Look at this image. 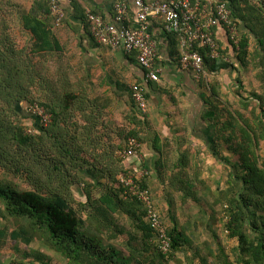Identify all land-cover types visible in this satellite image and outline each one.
<instances>
[{
    "label": "trees",
    "instance_id": "trees-1",
    "mask_svg": "<svg viewBox=\"0 0 264 264\" xmlns=\"http://www.w3.org/2000/svg\"><path fill=\"white\" fill-rule=\"evenodd\" d=\"M51 1L36 0L27 12L12 0H0V203L7 218L28 222L13 232L11 238L27 245L37 240L45 250L62 256L68 264H169L172 256L187 247L186 234L174 218L171 227L165 225L172 243L170 253L164 255L154 243L156 236L147 221L146 206L120 181L121 174L133 175L137 185L149 190L155 202L149 174L143 176L126 167V161L118 155L127 149L130 138L140 143L147 141L140 135L143 121L138 112H133L130 123L139 131L123 129L118 132L119 141L114 142L101 129L105 119L99 111L102 105L98 100L72 90L66 74L62 78L50 75V65H60L63 52L55 31L56 20L50 10ZM229 1L233 19L244 22L249 32L241 30L239 51H232L231 55L222 51L218 59L205 57L206 78L235 69L237 61L247 64L251 34L264 46V28L254 26H264V14L258 15L252 5L242 8V0ZM65 21L66 18L63 23ZM85 22L94 41L87 16ZM165 36L170 43V58L177 64L182 53L179 38L177 35ZM206 78L200 79L201 85L207 84ZM209 86L215 101L212 106L218 105L221 99L227 101V97L221 98L215 81ZM124 91L131 106L136 108L130 89ZM25 105L27 108L23 107ZM34 105L44 108L52 116L47 127L41 124L29 127L26 118H35L29 113ZM212 106L204 115L212 120L220 133V111ZM233 116L229 113L226 124L231 130L227 146L231 155L239 158L245 175L238 174L237 181L233 176V182L241 183L242 187L228 191L226 228L232 237L238 238L240 254L249 256L250 263L257 264L258 259L264 260V216L259 215L264 213V157L260 156L264 155L261 145L264 115L254 122L256 128L240 114V122ZM102 130L104 132L100 133ZM217 142L218 148L220 138ZM167 146L158 142L153 145L161 153L155 175L160 182L164 181L162 176L166 178L168 172L174 171L168 177L172 180L169 186L173 188L177 184L183 185L188 174L186 170L176 173V169L183 166L181 159L170 171L173 162L167 149L164 150ZM214 156L219 160V152ZM84 170L95 172L92 182ZM173 176L175 178L170 179ZM198 178L200 176L196 174ZM76 188L86 201L76 200ZM120 219L132 220L134 229L142 233L139 246L135 245L130 230ZM123 234L130 238L126 243L128 257L114 246L106 245L102 239L106 235L115 239ZM47 258L51 259V256ZM44 262L48 264L49 261Z\"/></svg>",
    "mask_w": 264,
    "mask_h": 264
},
{
    "label": "crops",
    "instance_id": "crops-1",
    "mask_svg": "<svg viewBox=\"0 0 264 264\" xmlns=\"http://www.w3.org/2000/svg\"><path fill=\"white\" fill-rule=\"evenodd\" d=\"M12 1L29 12L36 0ZM57 1L65 11L66 21L55 28L63 52L60 54V65H50V75L62 78L66 74L72 90L98 100L99 105H102L99 111L105 119L101 129L114 142L119 141L118 132L123 129L139 131L136 125L130 123L133 112L138 111L131 106L125 88L130 89L133 84L145 87L148 111L145 116L139 112L137 114L143 121L140 135L147 138V141L142 142L140 157L127 160L125 166L133 171H148L155 202L161 199L158 190L162 185L155 175L161 153L153 147L154 143L169 145L164 150L167 149L173 162L170 163V171L175 168V164H179L180 159L183 161L182 168L176 169V173L187 171L188 179L185 178L186 182L182 186L188 196L179 201L177 218L166 216L169 222L175 218L188 238V245L172 256L169 264H255L250 263L249 256L240 254L238 238L232 237L226 228L229 220L225 206L227 190L241 188V183L233 182V176L237 181L238 174L245 175L239 158L231 155L228 150L231 130H228L226 124L229 113H233L236 121L240 122V114L256 128L254 122L264 115V46L258 38L250 35L247 64L237 61L235 69L206 78L209 84L201 85L192 71L179 69L178 63L170 58V43L162 33L160 24L154 23L153 34L157 41L158 65L162 74L158 82L145 83V71L135 56L127 55L122 49L100 46L87 32V13L94 12L107 22H112L114 4L119 0ZM247 5L254 6L258 15L264 14V0H242L241 7L247 9ZM237 22L240 30L249 32L244 22ZM254 26L264 28L263 25ZM225 47L223 51L231 55V49L227 45ZM212 81L218 84L221 98L227 97V101L221 99L214 106L211 105L213 95L209 86ZM210 105L220 111V133H217V126L212 120L205 118L204 114L211 108ZM33 120L34 124H39L36 118ZM219 138L220 146L217 148ZM261 145L264 148L263 140ZM214 148L215 152H219V160L214 156ZM183 153L187 155H181ZM84 173L91 182L94 180L95 172L84 170ZM169 173L170 176L172 173ZM196 174L200 176L198 180ZM179 186L177 184L168 191H181ZM0 208V264L50 262L52 259L44 258L46 250L39 241L27 245L11 238L13 232L20 230V225L15 219L7 218L4 208ZM259 215L264 216V213L260 212ZM257 264H264V260L258 259Z\"/></svg>",
    "mask_w": 264,
    "mask_h": 264
},
{
    "label": "built area",
    "instance_id": "built-area-1",
    "mask_svg": "<svg viewBox=\"0 0 264 264\" xmlns=\"http://www.w3.org/2000/svg\"><path fill=\"white\" fill-rule=\"evenodd\" d=\"M50 10L55 17L56 27H60L65 18V11L59 1L52 0ZM87 21L96 44L111 49H122L127 55L136 57L139 66L145 71V83L158 82L162 74L157 60L154 23L160 24L163 34L177 35L182 51L178 67L183 71L191 70L198 80L207 77L205 57L218 59L226 45L233 53L240 49V25L233 19L229 0H119L114 4L112 22L92 13H87ZM130 92L137 111L145 116L149 106L145 87L142 84H133L130 86ZM29 112L45 127L52 121V116L38 105L32 106ZM141 150L142 143L130 138L127 149L118 155L127 161L139 158ZM135 172L143 176L149 174L146 170ZM120 181L146 206L147 221L156 236L155 243L164 255H168L172 239L152 194L147 189H141L133 175L121 174Z\"/></svg>",
    "mask_w": 264,
    "mask_h": 264
},
{
    "label": "rangeland",
    "instance_id": "rangeland-1",
    "mask_svg": "<svg viewBox=\"0 0 264 264\" xmlns=\"http://www.w3.org/2000/svg\"><path fill=\"white\" fill-rule=\"evenodd\" d=\"M212 82L214 83V81H212ZM212 82H211V85L213 84ZM211 101H213V99ZM213 102H215V101H213ZM23 107H26L27 108V105H25ZM31 118L32 117H28L26 119H27V123H28L29 127L33 128V127L36 126V124H34V120H33V118L32 119ZM173 172L174 171H171V173H173ZM169 174L170 173L168 172V175H167L166 178H165V176H162L164 181H161L160 180V184L162 186H161V188H159V190H158L159 193L158 194L161 196V199L158 200V201H156L157 202V206H158L159 210L161 211V213L163 215V219H164L165 225L167 227H171V225H172V219L170 218L171 219V222H169L168 219H167L168 216H170V217L172 216V217H176L177 218L176 213L178 211V208H177L178 203H179V201H182V199L187 198V196H188L187 190L184 189L185 187H183L182 185L179 186V188L182 189L181 191H171V192L168 191V189H170V186L169 185L172 184L171 183L172 180H169L168 179ZM173 178H175V177L174 176L173 177H170V179H173ZM163 185H164V188H163ZM172 189H174V187ZM75 191H76V193H75L76 200H78L80 202L82 200L83 201H86V198L84 197L83 193L79 190V188H76ZM228 191H231V189H228L227 190V195H228ZM166 206L168 208H166ZM0 207H3L4 208V206H3L2 203H0ZM182 210L183 211H186V208H183ZM4 214H5V211H4ZM166 215H168V216H166ZM15 220H16V223H18L20 225V229L23 226L27 225V223H28L27 221L26 222H23L24 220L23 221L17 220V219H15ZM120 220H122V222H124V224L123 223L122 224L128 230H130L131 237L132 238L134 237V239H135V241H134L135 245L136 246H139V242H141L140 241L141 240L140 237L142 236V233L139 232L137 229H134V222L132 220L131 221L130 220H127L126 221V220H123V219H120ZM102 239L105 240L104 242L106 243V245H112L115 248L119 249V251H121L123 253V255H126L127 257L129 256V249L126 246V243L129 241L130 238H128L127 234L119 235L115 239H110L106 235V236L102 237ZM154 243H155V241H154ZM45 252H46V255L47 256L50 255L51 256V259H52L50 262L47 261L48 264H53L54 261L56 262V264H68L67 260H65V258H63L62 256H59L57 254H54L53 252L49 251L48 249ZM152 253H154V249L152 250ZM47 256H45V257L47 258Z\"/></svg>",
    "mask_w": 264,
    "mask_h": 264
}]
</instances>
